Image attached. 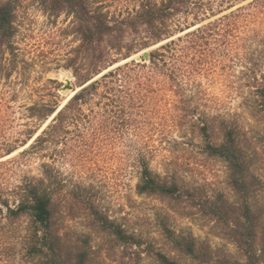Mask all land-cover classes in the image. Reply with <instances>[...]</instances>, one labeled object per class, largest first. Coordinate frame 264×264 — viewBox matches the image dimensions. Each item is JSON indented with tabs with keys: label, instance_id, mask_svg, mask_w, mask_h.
Returning a JSON list of instances; mask_svg holds the SVG:
<instances>
[{
	"label": "trees",
	"instance_id": "trees-1",
	"mask_svg": "<svg viewBox=\"0 0 264 264\" xmlns=\"http://www.w3.org/2000/svg\"><path fill=\"white\" fill-rule=\"evenodd\" d=\"M17 1L0 0V41L10 48ZM41 1L54 14L74 15L81 44L70 66L80 84L119 65L76 93L60 111L56 105L44 104L43 117L58 113L35 145H58L53 159L75 163L100 154L109 142L137 136L138 191L170 204L199 207L237 249L236 253L215 249L192 232L165 226L170 248L156 250L154 264H264V166L257 162L249 133L233 125L239 122L229 113L208 111L206 86L242 72L249 81L243 87H251L252 96L246 99L253 115L264 110V0L247 4H242L247 0H136L134 8L115 14L100 0ZM179 31L183 34L174 35ZM160 43L149 58L122 64L123 59ZM180 124H201L202 149L226 162L230 193L204 196L176 171L166 168L161 173L152 167L159 155L170 166L166 152L173 150L166 147V139ZM43 167L41 177L26 180L10 197L0 195V206L8 209L6 217L33 218L34 249L43 256L42 264H99L91 234L85 240L66 241L58 228L60 208L67 204L59 189L66 185L55 163L44 162ZM75 195L83 201L81 194ZM83 209L90 229L113 237L124 249L145 244L96 201Z\"/></svg>",
	"mask_w": 264,
	"mask_h": 264
},
{
	"label": "rangeland",
	"instance_id": "rangeland-1",
	"mask_svg": "<svg viewBox=\"0 0 264 264\" xmlns=\"http://www.w3.org/2000/svg\"><path fill=\"white\" fill-rule=\"evenodd\" d=\"M100 1L105 2L106 10L114 14L138 4L136 0ZM17 4L14 47L0 41V195L10 197L26 180L41 177L43 163L51 162L57 166L60 179L66 185L59 189L67 204L60 208L58 228L66 241L85 240L88 238L85 235L91 234L99 264H154L156 250L170 248L165 226L177 232H192L201 241L210 242L215 249L236 253L235 245L220 235L214 222L202 215L199 207L170 204L159 196L138 191L137 136L109 142L100 154L75 163L53 159L58 145H35L58 111L76 93L119 63L84 85L80 84L70 66L71 60L77 58L81 44L74 15L71 12L54 14L41 0H18ZM181 34L183 32L179 31L174 35ZM162 43L134 53L123 59L122 64L140 60L143 56L149 58L144 52L149 53ZM238 70L242 71V67ZM247 82L242 72H236L233 77L223 76L207 84L210 94L208 111L229 113L234 121L239 122L233 125L249 133L257 151V162L264 166V110L253 115L247 100L252 96L251 87H243ZM46 103L58 107L49 118L43 117L41 112ZM202 108L207 110L204 106ZM161 125L168 128L171 124ZM200 125L180 124V129L170 131L166 147L173 151L166 153L171 164L168 166L167 160L159 155L153 158L152 167L161 173L166 168L176 171L185 184L195 187L204 196L221 191L230 193L226 162L204 152L198 132ZM181 130L186 131V135ZM75 194H81L83 201L74 198ZM93 200L130 233L142 238L145 244L127 250L113 237L90 229L83 207ZM0 208V264H42L43 256L34 249L36 241L32 235L36 223L33 218L28 215L13 221L6 217L7 207L2 204Z\"/></svg>",
	"mask_w": 264,
	"mask_h": 264
},
{
	"label": "water",
	"instance_id": "water-1",
	"mask_svg": "<svg viewBox=\"0 0 264 264\" xmlns=\"http://www.w3.org/2000/svg\"><path fill=\"white\" fill-rule=\"evenodd\" d=\"M144 55H145L146 57H149V53H148V51L144 52Z\"/></svg>",
	"mask_w": 264,
	"mask_h": 264
},
{
	"label": "bare ground",
	"instance_id": "bare-ground-1",
	"mask_svg": "<svg viewBox=\"0 0 264 264\" xmlns=\"http://www.w3.org/2000/svg\"><path fill=\"white\" fill-rule=\"evenodd\" d=\"M64 76H66V75H64Z\"/></svg>",
	"mask_w": 264,
	"mask_h": 264
}]
</instances>
